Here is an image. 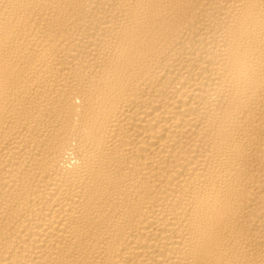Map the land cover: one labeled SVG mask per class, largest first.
<instances>
[{
    "label": "bare ground",
    "instance_id": "1",
    "mask_svg": "<svg viewBox=\"0 0 264 264\" xmlns=\"http://www.w3.org/2000/svg\"><path fill=\"white\" fill-rule=\"evenodd\" d=\"M0 264H264V0H0Z\"/></svg>",
    "mask_w": 264,
    "mask_h": 264
}]
</instances>
